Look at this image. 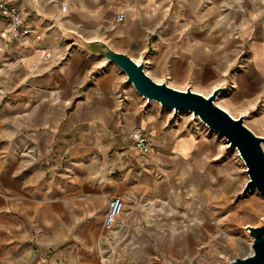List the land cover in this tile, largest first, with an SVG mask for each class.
I'll return each instance as SVG.
<instances>
[{
	"label": "crops",
	"instance_id": "crops-1",
	"mask_svg": "<svg viewBox=\"0 0 264 264\" xmlns=\"http://www.w3.org/2000/svg\"><path fill=\"white\" fill-rule=\"evenodd\" d=\"M10 1L29 31L0 35V264H195L214 204L226 219L233 160L145 107L91 42L173 87L222 86L216 103L264 136V0ZM114 196L123 210L107 227Z\"/></svg>",
	"mask_w": 264,
	"mask_h": 264
},
{
	"label": "water",
	"instance_id": "water-1",
	"mask_svg": "<svg viewBox=\"0 0 264 264\" xmlns=\"http://www.w3.org/2000/svg\"><path fill=\"white\" fill-rule=\"evenodd\" d=\"M93 50L105 57L106 61L115 63L126 74V82L147 100H155L175 113L190 110L202 122L214 128L223 135L229 147H235L245 164L248 179L242 192L256 189L264 196V136L253 132L245 123L244 116H232L225 108L216 103L222 86L205 95L193 90L190 86L184 89L176 88L165 81H156L147 74L144 62H137L128 54L116 51L103 40L91 42ZM251 237V253L235 256L229 264H264V217L261 224H247Z\"/></svg>",
	"mask_w": 264,
	"mask_h": 264
},
{
	"label": "rangeland",
	"instance_id": "rangeland-1",
	"mask_svg": "<svg viewBox=\"0 0 264 264\" xmlns=\"http://www.w3.org/2000/svg\"><path fill=\"white\" fill-rule=\"evenodd\" d=\"M103 60L104 57H103ZM114 66L121 77L124 79V84L135 92L149 110L162 109L170 113L173 121H179L191 125L196 131L205 133L204 130L214 135L222 144L225 155L233 160L234 168L228 180V206L227 216L221 223L216 225L219 220V213H223V207L220 203L214 204L215 211L212 217V231L209 240L204 245H201L196 253L195 264H229V261L235 256H244L251 253V237L246 228L247 224L254 226L261 224L264 217V196L256 189H249L243 193L242 188L248 179L247 173L244 171L245 164L235 154L232 147L227 146L226 141L218 134L210 130L200 119L193 118L187 111H181L176 114L167 107L162 106L155 100H147L134 88L131 83L125 81L126 74L115 63L106 61ZM192 203V197H188ZM192 210L196 219H202L203 214L197 205L193 206Z\"/></svg>",
	"mask_w": 264,
	"mask_h": 264
},
{
	"label": "built area",
	"instance_id": "built-area-1",
	"mask_svg": "<svg viewBox=\"0 0 264 264\" xmlns=\"http://www.w3.org/2000/svg\"><path fill=\"white\" fill-rule=\"evenodd\" d=\"M62 9L65 10L66 6L62 5ZM0 16L5 20V28L0 33L3 38H6L9 35L17 36L19 33L29 31L25 26L23 10L10 0H0ZM41 54L44 57H49L50 51L42 50ZM173 113L176 114L174 111ZM204 131L208 132V130ZM130 136L133 139L134 145L139 153L146 154L149 152L152 147V141L149 134L143 128H133L130 132ZM122 210V198L119 196L112 197L108 202V208L104 216L105 226L109 227Z\"/></svg>",
	"mask_w": 264,
	"mask_h": 264
},
{
	"label": "bare ground",
	"instance_id": "bare-ground-1",
	"mask_svg": "<svg viewBox=\"0 0 264 264\" xmlns=\"http://www.w3.org/2000/svg\"><path fill=\"white\" fill-rule=\"evenodd\" d=\"M131 84H132V83H131ZM158 103H159V102H158ZM186 111L189 112L193 118H198V119H200L197 115H194V114L192 113V111H190V110H186ZM200 120H201V119H200ZM203 123H204V124L210 129V130H212L214 133H218L214 128H212L211 126H209V125L206 124L205 122H203ZM218 134H219V133H218ZM219 135H220V136L226 141L227 146H228V142H227L226 138H225L223 135H221V134H219ZM232 149L234 150V152H235V154L238 156V158L242 160V158H241V156H240L238 150H237L235 147H232ZM242 162H243V160H242ZM227 163H228V165L230 166L231 162H230V161H227ZM243 169H244V171L246 172V168H245V166H243ZM246 173H247V172H246Z\"/></svg>",
	"mask_w": 264,
	"mask_h": 264
}]
</instances>
